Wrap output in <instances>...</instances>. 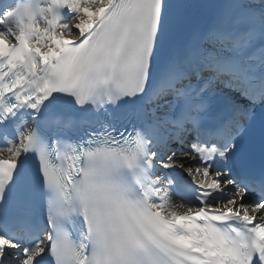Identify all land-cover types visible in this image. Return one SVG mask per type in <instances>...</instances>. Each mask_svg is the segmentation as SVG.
I'll return each mask as SVG.
<instances>
[{"label": "bare ground", "instance_id": "6f19581e", "mask_svg": "<svg viewBox=\"0 0 264 264\" xmlns=\"http://www.w3.org/2000/svg\"><path fill=\"white\" fill-rule=\"evenodd\" d=\"M108 0H102L100 4L90 5L87 7L85 0H78L77 4L79 7V12L70 20L67 25V29L59 28L56 33H47L46 36L42 37L39 35H33L30 38V42L40 49L41 52H44L53 46L59 47V40L61 38L77 39L82 35L85 28L94 17L100 12ZM20 31V30H19ZM65 36V37H63ZM20 141L15 140L7 148H0V152L7 155H11L12 152L15 154L18 153L17 147ZM192 147H187L186 151L183 153H178L175 150H169L168 154L163 157V163L172 171L183 174L190 178L193 183L203 190L207 194L219 193L224 196V201L228 204H235L239 209H242L244 213H255L258 221L264 223V210H259L253 206H247L244 203L247 200V197L241 192H235V186L230 182L226 181L227 172L222 171L220 173H204L199 167H194L192 164L195 161V158L190 154ZM17 152V153H16ZM6 155V156H7ZM210 175V176H207ZM209 177V179H206ZM162 189V188H161ZM168 192L165 189L161 191L162 200L159 204V210H164L166 212L172 213L175 215L179 212L187 211L188 209L184 205L167 194ZM242 198V201L239 199ZM245 200V201H244Z\"/></svg>", "mask_w": 264, "mask_h": 264}, {"label": "rangeland", "instance_id": "374dc122", "mask_svg": "<svg viewBox=\"0 0 264 264\" xmlns=\"http://www.w3.org/2000/svg\"><path fill=\"white\" fill-rule=\"evenodd\" d=\"M193 166L195 167V166H199V167H201L198 163H197V160L193 163Z\"/></svg>", "mask_w": 264, "mask_h": 264}]
</instances>
